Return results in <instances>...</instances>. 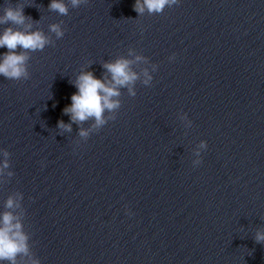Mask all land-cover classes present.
I'll return each mask as SVG.
<instances>
[{
	"label": "water",
	"instance_id": "water-1",
	"mask_svg": "<svg viewBox=\"0 0 264 264\" xmlns=\"http://www.w3.org/2000/svg\"><path fill=\"white\" fill-rule=\"evenodd\" d=\"M65 2L67 15L50 0H0V15L20 7L50 40L15 50L27 79L0 76V215L27 237L16 264H264V0L141 14L135 0ZM118 58L138 77L119 107L99 128L72 122L77 76L110 80L103 65Z\"/></svg>",
	"mask_w": 264,
	"mask_h": 264
},
{
	"label": "clouds",
	"instance_id": "clouds-1",
	"mask_svg": "<svg viewBox=\"0 0 264 264\" xmlns=\"http://www.w3.org/2000/svg\"><path fill=\"white\" fill-rule=\"evenodd\" d=\"M73 7L79 6L86 0H70ZM179 0H135L134 10L141 14L145 9L148 12L160 13L165 7H171L177 4ZM48 7L61 15H67L68 4L65 0H50ZM25 15L22 8L5 6L3 14L0 15V24L12 22L16 25H24L23 30H13L6 28L0 32V48H6L8 51L0 53V76L11 80L27 79L29 76L27 69V60L29 59L26 51L17 53L15 50L19 46L27 51H42L50 43L49 38L41 31H32L30 24H25ZM50 31L54 32L57 38L64 35V29L59 24L50 25ZM175 58V54L169 57ZM140 59V57H136ZM128 59L118 58L113 62H106L103 67L111 74V79H99L91 71H82L73 82L77 89L70 97L71 103L64 108V113L70 115L72 122L80 123L92 118L94 120L93 128H99L107 121L104 117L105 110L112 112L119 107V100L114 99L120 95L119 88L132 84L138 77L130 70ZM147 85L152 77L145 71ZM130 94L134 95L129 88ZM114 118V117H112ZM57 127L71 131V124H65L62 120L57 121ZM81 137H87L89 131L81 129ZM201 148H207L206 141H201ZM3 155L6 157L7 152ZM199 155V153H198ZM195 164H200L197 160ZM7 160L3 161V167H7ZM6 207H13V200L9 198L5 204ZM130 214V213H129ZM10 213L0 215V264L5 260L10 264H16V255L27 252V237L22 233L21 224ZM257 242H264V231H257L255 235ZM33 264H39V261H33Z\"/></svg>",
	"mask_w": 264,
	"mask_h": 264
}]
</instances>
